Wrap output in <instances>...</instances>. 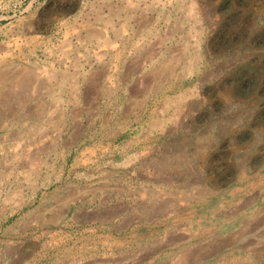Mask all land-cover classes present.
I'll return each mask as SVG.
<instances>
[{
    "label": "rangeland",
    "instance_id": "rangeland-1",
    "mask_svg": "<svg viewBox=\"0 0 264 264\" xmlns=\"http://www.w3.org/2000/svg\"><path fill=\"white\" fill-rule=\"evenodd\" d=\"M0 72V264H264L263 0H0Z\"/></svg>",
    "mask_w": 264,
    "mask_h": 264
},
{
    "label": "bare ground",
    "instance_id": "bare-ground-1",
    "mask_svg": "<svg viewBox=\"0 0 264 264\" xmlns=\"http://www.w3.org/2000/svg\"><path fill=\"white\" fill-rule=\"evenodd\" d=\"M264 1V0H263ZM177 13H178V15H179V12H180V9H178L177 11H176ZM186 16V15H185ZM257 16V15H256ZM182 19V18H181ZM192 20V18L190 17L188 20ZM253 20V19H252ZM195 21V20H194ZM193 21V22H194ZM257 22V21H256ZM180 31V28H172L171 30H170V35L172 36V33H176V32H179ZM175 40V39H174ZM164 42V41H163ZM162 44V43H161ZM185 44V43H184ZM185 46H186V44H185ZM192 46V45H191ZM187 47H188V45H187ZM166 51V50H165ZM197 52V51H196ZM200 53V52H199ZM149 54V53H148ZM174 54V53H173ZM155 55H157V53H152L151 52V54H149V57L147 58V61H153V59H154V56ZM147 57V56H146ZM185 57V56H184ZM245 61H246V59H245ZM171 64V62L170 61H167L166 59H159L158 61H157V63H155L154 65H153V70H152V74H151V79H150V77H149V85H150V83H155V84H157V85H159V90L161 91V90H163V89H166V86H164L163 84L164 83H166V82H168L169 83V81H171L172 79H173V77L175 76L174 75V72H172L173 70H171V68H172V66L170 65ZM187 70V69H186ZM194 70V69H193ZM25 74H27V73H25ZM201 74V73H200ZM19 75V74H18ZM18 75L15 73V74H8V73H6V72H0V84L3 82V81H7V83L9 82L10 84H13L14 82H17V84L18 85H21V87H24V85H26V83L29 81H32L33 80V78H34V76H33V74L32 73H28L27 75H25L23 78L22 77H20L22 80H20V79H18ZM20 76V75H19ZM262 84V83H261ZM17 85V86H18ZM157 87V86H156ZM228 87V86H227ZM157 88V89H158ZM231 88V87H230ZM154 89H156V88H154ZM229 89V88H228ZM8 92V91H7ZM7 92H5V90H4V94H2L1 95V98H2V102H3V104L2 105H5L6 106V113H4V114H6L5 116H6V118H8V117H15V116H17V115H19L20 114V111H15L14 110V112L12 111V108H11V106H10V104H9V101H11L10 99H11V97H10V94L9 93H7ZM231 92V91H230ZM230 92H229V90H225V91H223L222 92V95H223V98L224 99H226V101L227 100H230L231 99V94H230ZM235 92V91H234ZM3 93V92H2ZM19 93V92H18ZM21 93V92H20ZM221 94V93H220ZM235 95V94H234ZM17 96V95H16ZM15 96V97H16ZM233 98V97H232ZM17 99H19V101L20 102H22L23 103V100H25V96H23V95H20V97H18ZM252 99H255L254 100V103H256V104H254L255 105V112H256V110H257V108H258V106H259V102H260V104L262 103V102H264V94H259V93H256L255 94V96H250L247 100L248 101H252ZM26 102V101H25ZM0 104V105H1ZM1 105V106H2ZM30 110V109H29ZM28 110V112L26 113V114H24L23 116H21V118H36V119H39V118H41L42 117V113H40L39 111L38 112H33V111H29ZM1 111V110H0ZM2 112V111H1ZM1 112H0V119H2L3 117H2V115H1ZM4 112V111H3ZM258 114V113H257ZM5 119V118H4ZM8 120V119H7ZM261 122H260V126L259 127H257V132H256V134H257V136L255 137V139H254V137H253V141L251 142V144H247V145H249L248 147H251L250 149H252V148H255L256 149V147H257V145H258V139H259V131H260V128H264V120H260ZM251 122V121H250ZM245 128V127H244ZM259 130V131H258ZM238 131V130H237ZM236 131V132H237ZM263 131H264V129H263ZM236 132H232L231 131V136H232V138L234 139V136H236ZM29 134V132H27V135ZM30 134H32V133H30ZM29 134V135H30ZM33 134H34V131H33ZM19 138V137H18ZM252 140V139H251ZM233 141V140H232ZM234 142V141H233ZM248 142H250V141H248ZM244 145V144H243ZM241 148V146L240 145H238L236 142H234V145H233V148H232V153L231 154H233V153H235V151L237 152L239 149ZM257 151V150H256ZM16 153V152H15ZM231 156V155H230ZM207 160V159H206ZM139 219V218H138ZM146 220V219H145Z\"/></svg>",
    "mask_w": 264,
    "mask_h": 264
},
{
    "label": "crops",
    "instance_id": "crops-1",
    "mask_svg": "<svg viewBox=\"0 0 264 264\" xmlns=\"http://www.w3.org/2000/svg\"><path fill=\"white\" fill-rule=\"evenodd\" d=\"M151 79V78H150ZM150 79H148L147 81H145V82H147L148 83V81L150 80Z\"/></svg>",
    "mask_w": 264,
    "mask_h": 264
}]
</instances>
